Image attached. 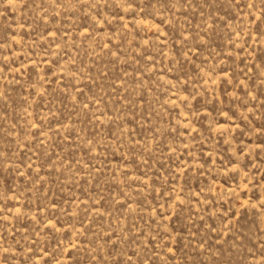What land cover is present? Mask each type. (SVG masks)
I'll return each mask as SVG.
<instances>
[{"label": "rangeland", "instance_id": "rangeland-1", "mask_svg": "<svg viewBox=\"0 0 264 264\" xmlns=\"http://www.w3.org/2000/svg\"><path fill=\"white\" fill-rule=\"evenodd\" d=\"M0 264H264V0H0Z\"/></svg>", "mask_w": 264, "mask_h": 264}]
</instances>
